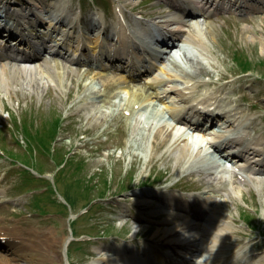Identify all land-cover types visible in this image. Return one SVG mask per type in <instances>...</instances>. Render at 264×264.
Listing matches in <instances>:
<instances>
[{
  "label": "rangeland",
  "instance_id": "rangeland-1",
  "mask_svg": "<svg viewBox=\"0 0 264 264\" xmlns=\"http://www.w3.org/2000/svg\"><path fill=\"white\" fill-rule=\"evenodd\" d=\"M11 1L22 2V0ZM73 1L77 2V0ZM102 2L103 0H84L82 6H93V3ZM120 2L123 6L130 7L136 5L138 0ZM156 3L144 0L140 10L153 15L158 12L156 9L159 3ZM85 14V17L90 16L88 12ZM217 18L218 22L215 21ZM210 22L211 32H207L201 23L191 27L194 34L203 36L205 41L209 39L210 42L206 44L208 52L198 49L196 54H184L181 64L172 63L179 76L184 74L185 78L190 80L189 84H185L188 89L176 88L173 82L162 83V86L168 89L165 94H162L157 87L148 93H157L163 102L158 99L151 100L149 107H145L142 101L138 103L130 101L119 88L120 78L110 70H107L108 73L103 77L97 71L80 68L74 75L70 74L72 77L69 75L64 77L62 73L65 69L57 66L56 72L61 73L60 88L49 83L51 85L46 86L41 94L34 90L19 89V86L15 89L14 95L0 93V147L9 155L25 162L30 153L29 146L19 145L16 142V138H20V133H16V137L15 132L12 133L15 118L23 119L26 116L28 122L34 120L35 124H39L40 133L48 129L50 133L51 125L47 123L45 126L42 122H49L63 115L65 119L63 125L66 126L60 134V139L56 128V135L53 130L52 138L48 140L50 144L57 146L56 160L63 161L69 150L68 156L71 160L69 158L66 161H69L68 164L76 165L80 161L83 162L79 170L65 168L56 178L58 196L72 197L75 200V206L70 213V209L60 207L62 200L49 191V182L40 180L37 183L27 182L22 186L21 181L28 174L22 173L23 168L19 164H12L11 160L5 157L0 158V183H2L0 202L4 201L0 203V216L6 217L11 223L22 221L14 227L3 229L8 232L11 230L10 233L19 237L26 248L29 247L27 243L41 247L44 252L43 257H47L40 261L41 264H103L101 262L104 255L100 249L104 245H111L108 242L111 238H132L134 232L138 238L153 237L157 226H164L160 221L165 216L161 212L153 213L156 205L143 208L141 212L148 215V220L136 231L132 224L133 215L143 217L141 213L136 210L131 213L120 211L123 206L120 202L127 200L132 203L134 193L143 196L145 191L150 192L160 187L165 191L173 192L182 189L185 194L207 192L203 184V176L185 171L188 167L186 158L177 162L178 155L184 152H175L176 148L171 145L177 139L170 143L166 135L171 132L173 124L167 121L168 111L164 107V102L183 101L185 96L204 95V93L206 98L215 95L243 98L252 103L249 111L254 120V129L258 137H263L264 11L247 13L243 16L217 14ZM67 66L71 67L68 64ZM246 70L250 72L242 75ZM66 72L65 70L64 74ZM219 79L228 81L227 88L214 94L215 88L223 84ZM146 82L149 85L156 81L150 79ZM144 86L145 84L140 88ZM172 87L176 89L174 93L169 92ZM139 90L133 92L140 93ZM201 90L203 91L199 93L198 91ZM181 91H184V96ZM216 105L223 106L219 100ZM248 106L249 103H245L244 108ZM21 110L23 116L18 115ZM3 129L12 130V137H9L6 131L2 133ZM48 136L51 137L50 134ZM50 144H46L47 147L44 149L46 154L42 151L43 146H35V150L39 152L36 153L38 161L36 169L52 181L54 166L51 157L47 156V154L51 155L48 153L49 147L52 150ZM191 151L192 149H189L186 154H190ZM193 158L196 159V163L199 159L209 161L202 153L196 156L195 152ZM73 173L75 174L72 175ZM75 178L78 180L81 178V181L77 182ZM243 182L235 183V188L231 184H223V188L227 186L232 190L231 195L234 198V200L232 198L233 206L228 208L233 211L235 226L238 227L237 236L251 240V249L247 251L264 252V182L262 186ZM144 184L152 187L143 188ZM123 187L129 192L122 193ZM82 189L86 192H82ZM31 194L38 195L33 196L30 201ZM102 198L105 199L91 204L89 207L92 211L73 222L69 229L72 219L77 216L75 213L92 200ZM125 208L123 206V211ZM71 230L73 235L75 233L76 237L80 236V240H85L87 243L75 244L71 247L69 245L66 248V260L62 255V260L56 261V257L62 254L64 240L71 237ZM86 235L91 236L93 240L89 241ZM14 238L0 230V259L8 258L10 255L8 251L12 252L13 248H17V239ZM32 249L26 250L27 253L32 252ZM51 254L55 259L50 262L47 259ZM244 254L248 253L245 251Z\"/></svg>",
  "mask_w": 264,
  "mask_h": 264
},
{
  "label": "bare ground",
  "instance_id": "bare-ground-1",
  "mask_svg": "<svg viewBox=\"0 0 264 264\" xmlns=\"http://www.w3.org/2000/svg\"><path fill=\"white\" fill-rule=\"evenodd\" d=\"M160 1L164 3L165 11L169 7L168 6L169 3L167 4V1L174 3L173 5L176 9H179L180 5L181 7L184 5V6H188V9H193V11L192 13L186 15L188 20L186 18H182L181 15H178L177 13L178 10L166 11L165 13L160 14L155 18L149 19L148 24L146 25L137 21L136 22L137 25H135L136 28L131 26V29L128 24L120 23V19L118 20L116 16L114 19H111V23L113 24V26H109L107 24L104 26V24H100V27L103 28L102 33L105 35L104 38V40L106 39L105 42L114 41L115 39L116 45L118 47L116 52L117 53L122 52L120 55H123L126 60L121 62L118 61L119 57L115 56L116 52L114 54L113 53L114 50L111 47H108L105 52L99 51L101 47L100 43L103 39V35L99 30V27H97L99 35L97 34L93 39L95 40L96 38L95 42H93L92 40L91 43L87 47L85 46L86 48L84 49V46L79 41L76 43V47L74 46V48L72 49V52L76 54H80L83 49H84L83 52L95 50V52H92L90 54L95 58L89 60L96 62L98 57L105 58V60H107V64L113 67L112 69H114V71L117 73L119 72V68H118V64H119V67H121L124 70V72L123 70L122 71L120 70L119 72L121 77L119 88H121V91L123 92L124 95L128 96L130 101H136L137 103L139 101L140 102L142 101L143 103H145L144 105L145 107H149V105H151L150 102L151 100L153 101L155 99L158 100H162V99L158 96L157 93L149 94L145 89H141L140 93H135L132 92L129 88L130 84L135 79L140 78V76H137L136 74V66L134 63L135 61L133 62V59H136L137 61L139 60L141 61L143 58L145 59V55L143 54L142 50L135 49V47L138 46V41L140 45H143L141 41V36L139 37L137 28L140 27L141 29V26H148L146 33L152 34L154 37H156L157 41L162 39L163 42L166 43L168 46L172 44V42L175 43L174 41L177 40L178 44L180 43V41H182L185 43V46L187 47H190L192 44V45H197L201 49L206 50L204 41H202L199 36L193 34L192 31H190L191 28L190 23L192 22L197 23L198 20H195V17L203 16L206 19L203 20L202 22L205 25V28L209 30L211 26V23L208 20L209 17L208 13H210L211 11L204 10L206 5L209 4L208 1L211 0H197V3L199 4L202 3L201 10L198 8H194L195 0H167L166 2H164V0H160ZM228 1L230 2L234 1L236 3L240 2V0H226V4ZM243 1L246 4H248L249 7L254 8L255 6H257V4L255 3L251 4L250 2H248L250 0H242V2ZM214 5H216V3H214ZM116 7H118L117 11L118 13H120L123 6L116 5ZM11 8L13 12L10 14V16L12 18L9 17V15L5 11H2L0 9V14H1L0 35L2 34L4 36L5 34H8L7 31L8 28L18 31V33L14 35L19 34V31L25 32L26 29L30 30L31 26H35L39 28L41 24L40 20L44 25H46L47 18L51 17V16H47L49 14L42 15V13H45L46 8L48 9L52 8V12L54 15H60L64 11V9L67 8V5L63 4V0H29L27 4L20 6V8L16 10L14 9L15 7L11 6ZM61 8L62 10L59 12V9ZM67 11L68 9H66L65 12L67 13ZM19 18L22 19L21 21H23V24L14 25L15 20ZM62 19L64 20L65 17H63ZM116 23H119L121 25L119 24L115 25ZM83 25H85L84 27L86 29L90 28L88 22H86V24ZM171 25H175V26L171 28ZM53 26H54L53 22L47 23V27H49L48 30H51V28L55 29V27ZM46 29L47 28L45 27H43L41 30L36 28L34 31L35 34L31 35L32 42L25 41L21 37L19 38L20 43L13 41V43L18 46V49L20 47L26 49L28 51L26 53L29 56H26L21 53L18 54L16 57L9 55H0V93H4L5 95H10L11 93L13 94L14 90L19 86V89L25 88L32 91L34 90L41 94L47 85L48 86L51 85L49 83H53L55 87L60 88L61 82L59 78L61 73L59 72L54 73L53 70L57 68L58 64L55 63L52 65L50 60L46 58H44L42 62H39L37 60H32L33 57L39 56L38 52L31 50L27 47L29 46L31 48L32 47L31 43H35L36 45L37 42H34L35 39H39L40 42L44 41L45 37H47V35L50 34L45 32ZM156 29L157 30L162 29L164 33L169 32V35L158 36L157 33H155ZM48 30L47 32H49ZM73 30H75L74 26L71 28L70 33H72ZM107 30H111L110 32H114L112 34L111 39L109 35H106ZM166 30H168V32H166ZM171 30L172 31L176 30L177 33L172 32ZM53 31L55 32V30ZM68 35L70 36V34ZM72 37L73 36L69 37L68 43L74 40V39L72 40ZM76 37H78V39L81 38L79 35H76ZM54 45L56 47L58 43H55ZM3 47L4 46H1L0 49H2ZM119 49L120 52H118ZM51 51L52 48H50V46L48 48H46L44 45H41L39 47L40 54L45 55ZM78 56H83V55H78ZM180 59L182 62L183 61L182 57ZM68 60L73 63H76L75 65H81V61L76 58L74 60L71 59ZM81 60L85 61L86 57L85 59H81ZM51 61L53 62L56 60L53 59ZM154 61L157 60L154 59ZM165 61L166 60H164L163 62V60L160 59L158 65L153 64V66H151L150 68L139 71V73L143 72L144 74L147 75L151 69H155L158 71L160 75H163L161 79L156 78L157 80L156 85L154 83H150L148 86H146L148 90L155 89L156 87L158 89L161 88L165 89L164 87H162L163 85L162 83H165L163 81L164 78H166L167 81H171V82H177L184 78V76H179V74H177L175 66L169 65ZM116 62L118 63L117 65H115ZM177 63L181 64L180 62ZM86 64L90 65V63H85L82 65L86 66ZM97 70L105 72L102 66H98ZM170 70H172L173 74L171 73ZM77 71L78 70H75V72ZM64 73L65 70L62 73V76L64 75ZM66 75L67 72L65 76ZM99 75L105 77L103 73H100ZM170 90L172 91L174 90V88L172 87V89ZM162 94H165L164 90ZM216 99L217 98L214 99L215 102L217 101ZM225 102L229 103L231 102V100L227 98ZM164 104L166 110L174 114L176 112L184 113L187 108L185 104L182 105L176 100L167 101L164 102ZM235 104L236 106L241 105L239 101L235 102ZM210 105L213 106V103H206L203 109L205 110V108ZM211 109L213 108H209L205 113L199 110H195L194 107V109H191V111L188 112V115H185L186 121L184 124L186 125H188V123L191 124L193 129L201 130L202 127L203 130V128H206L205 127L206 122L211 121L212 123L213 120L216 119H220V121L224 124L227 122L228 124L231 123L230 119L231 117H234V115H232L229 111H227L224 118H222L221 120V117H219L218 114L219 110L215 108L212 111ZM216 113L217 115H215ZM205 114L207 118L206 120H202V118L205 117ZM173 116L174 115H172V118ZM175 117L181 118L179 115H176ZM213 125L214 127H216L215 124ZM171 128H172V132L166 134L168 135L169 142L171 143L172 141H174V139H177L171 146L176 148L177 151L175 152H179V151L184 152L178 155L177 162L179 160L184 161L185 158L187 160L189 159V157H191L189 154H186L189 149H192L193 152H196L197 153L196 156H199L202 152L207 151V148H205V146H203L202 148H196L194 144L189 143L191 138L186 128H182L181 126H177V125H174ZM214 132L215 131H212L211 133H207L206 136L204 134L203 135L196 134L195 137L198 139L200 143H203L204 140L207 139L212 140L213 138L209 136ZM228 132H223L222 134H227ZM235 134H236L235 136L240 135L238 133ZM218 138L219 139L217 140H221L223 137L219 136ZM239 139H240L239 141L235 143H231L232 145L229 146L230 149L228 153L235 151L233 149L238 150V147H236V145L240 147L247 145L253 148H250L249 150L247 149L246 146H244L247 150L246 153H244L243 150L239 148L238 152L236 153L237 156L233 157L232 166L229 169L225 167L226 162H224V160H220V158L216 159L219 161L217 162L218 165L215 166L214 169H213V163L198 158L199 161L197 163H193L185 170L193 174H196L197 176L198 175L203 176V184L207 192H203L199 196L175 195L172 196L170 200L161 201L162 205L159 202H157L156 206L153 208L154 211L153 213L156 214V212L157 213L161 212V214L165 215L164 219L160 221L161 224L164 226L163 227L157 226L155 234L153 235L154 238L151 237V239L152 241H154L155 244H157V242L160 239L162 241L161 244L158 243L159 244V245L157 244L158 246L157 245L153 246L151 245V243H147L144 245L141 244V250L139 251L141 257L140 260L137 261L129 260V259H120L117 256L113 257L109 254L110 250L106 249L107 252H105L104 256L102 257L101 263L103 264H150V263L151 264H200V263L228 264V259H230L234 254V260L231 264H264L263 251L259 253H252L250 251H246L249 255L242 257L243 256L242 247L250 243L244 241L243 244H238V245L234 244L237 241L236 234L234 233L237 228L235 227L234 224L235 219H234L233 211H230L228 208L230 206H233V202H234L232 201L233 198V196L231 195L232 190L227 186L223 188V184L224 183H226V185L231 184V186L235 188V183L240 184V182H238V179L245 181V183H254L259 186H262V183L264 182V149L255 148L258 147L257 145H261V143H259L258 141H253L255 145H250L251 143L249 144V142L246 141V138L241 135L239 136ZM218 147L219 145L216 146L217 149ZM222 153L225 156V152L222 151ZM179 156L181 157L179 158ZM253 158H255L254 161L256 162L251 161ZM235 174L237 175L238 179H236ZM135 196L137 199H135L134 204L150 203V201L151 200L153 201V199L155 198V196H153L152 194H149V196H145V198L141 195L139 196L135 195ZM148 198L151 200L149 201ZM158 204H160V206ZM191 208H194L195 211L197 212L201 211L206 214L202 215V213L200 212L195 214L194 212L191 211ZM192 214L195 216L196 219L189 218L192 216ZM139 224H140L139 221L137 220L133 221L134 231H136V229L140 227ZM133 236H134L133 238L136 239L135 232ZM64 241L65 243H67L66 240ZM238 243H240V241H238ZM27 245L33 248L32 252L27 253L28 251L26 250H29L31 248L29 247L26 248L24 243L21 241L19 247L13 248L12 252L8 251V253L10 254L8 258L1 257L0 264H41L40 261L42 259L47 258V257L46 258L43 257L44 252L41 247L31 243H27ZM63 246L64 244L62 245V248ZM128 247L131 248L132 243H130ZM51 248L53 247L51 246ZM172 249L174 251H172ZM19 258L22 260L18 261ZM54 259L55 258H53L51 254L48 256L47 260L51 262ZM60 260H62V254L61 255L59 254V256L56 257V261H60Z\"/></svg>",
  "mask_w": 264,
  "mask_h": 264
},
{
  "label": "trees",
  "instance_id": "trees-1",
  "mask_svg": "<svg viewBox=\"0 0 264 264\" xmlns=\"http://www.w3.org/2000/svg\"><path fill=\"white\" fill-rule=\"evenodd\" d=\"M56 128V126H54V129ZM51 135V138H52V134H53V131H51L49 133ZM50 140L49 136L46 135V134H43V135H38L35 137V141H36V145L35 146H40L42 147L43 149H45L47 146L46 144L49 143L50 144ZM54 162L55 163H58V160H56V154H54ZM82 192H86L84 189H82ZM64 198H66V201L68 203V205H71L72 207L75 206V200L72 198V197H67V196H64Z\"/></svg>",
  "mask_w": 264,
  "mask_h": 264
}]
</instances>
